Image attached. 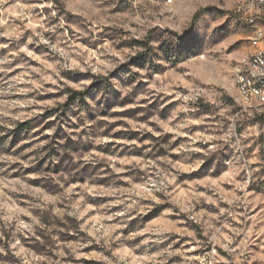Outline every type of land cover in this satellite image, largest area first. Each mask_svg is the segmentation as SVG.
<instances>
[{"label": "rangeland", "instance_id": "obj_1", "mask_svg": "<svg viewBox=\"0 0 264 264\" xmlns=\"http://www.w3.org/2000/svg\"><path fill=\"white\" fill-rule=\"evenodd\" d=\"M161 3L168 10L156 9L163 15L148 28V40L153 33L176 35L195 14L228 17L216 47L223 45L230 60L205 55L187 28L176 49H165L168 66L152 65L141 80L148 54L135 49L147 42L120 26L129 0H0V264H264V116L241 103L232 83L251 30L231 8L207 0ZM105 10L108 21L98 22ZM91 29L97 31L80 35ZM117 33L132 38L113 43ZM106 57L125 61L110 74L120 72L132 91L123 99L109 95L100 127L89 113L84 128L73 122L71 106L84 105L89 93L57 88L65 79L89 89L103 83ZM82 59L93 70H84ZM58 61L69 65L60 79ZM84 77L96 79L87 84ZM157 79L170 91L149 103L144 97L156 85L147 81ZM66 91L83 96L64 100ZM217 93L232 116L246 117L237 130L249 133L256 171L234 174L215 154L194 166L216 142L212 129L220 118L205 96ZM185 103L196 111H178ZM188 143L201 151H177ZM58 146L82 158H60ZM160 187L171 195L154 190Z\"/></svg>", "mask_w": 264, "mask_h": 264}, {"label": "clouds", "instance_id": "obj_2", "mask_svg": "<svg viewBox=\"0 0 264 264\" xmlns=\"http://www.w3.org/2000/svg\"><path fill=\"white\" fill-rule=\"evenodd\" d=\"M64 2V0H62ZM129 3L132 5L130 8V15L127 17L121 18L125 21L124 24L120 25L125 28L126 31H130L133 36H136L137 39L146 40L147 47H138L135 49V52H146L148 54V64L143 67V70L132 67L133 71H141V75L138 79L145 80L148 76L151 75V66L152 65H163L164 67L168 66V57L166 56L165 49H176L181 44V38L185 35V30L187 28H191V32L188 35L196 41L198 48L204 50V54L208 56H215L217 53H220V57L224 61L230 60V57L223 55L221 49L223 45L216 47L217 44V29L221 24H224V21L228 19V17H224V19H217L214 15H210L208 13H202L199 17L195 19H189L184 25L175 29L176 35L172 33H153L152 38L148 40L147 38V30L152 27L155 23H160L157 19L158 16L163 15V11H167L168 9L163 6L161 0H129ZM207 3H214L218 7H225L234 9L235 12L241 14V18L251 21L256 19L259 16H264V0H207ZM157 8H162L163 11L156 10ZM147 9V11H145ZM144 16V19L141 20L140 17ZM107 10H105V17L103 21L98 22H107ZM129 24L140 25L139 29L133 27L128 28ZM260 35H264V26H259ZM97 31V29L84 30L80 32L81 36H90L92 32ZM132 36H122L120 34H114L113 43H119L122 39H131ZM258 38V37H257ZM92 39H95L93 36ZM163 45V47H161ZM150 49V51H149ZM107 63L104 65V72L107 75V78L104 79L103 83L97 84L94 88H86L84 83L79 82H69V79L64 80V84L58 86L57 90L60 87L71 88L77 91H83L89 93L83 97L85 104L79 105L78 103L72 105V110L74 113V121H82L84 122V128H88L87 118L88 114L91 113L97 117V120L94 121L98 127L99 121L103 119L99 113L103 110L104 105L109 97V95L116 93L119 94V98L123 99L124 96H128L132 91V87L129 86L125 81L121 78V73L116 72L114 75L110 74L112 71L119 68L121 63L125 62L123 59H111L107 58ZM81 63L85 65L84 70H93V67L87 63L86 59H82ZM59 67L56 69L57 78L60 79V72L65 71L69 68V65L62 62H57ZM179 67H183V65H179ZM242 68H246L247 70H251L253 76L258 78H264V69L254 68L251 64H247V62H242L241 65H238L233 68L234 72H240ZM3 70V69H0ZM87 81V84H93L95 79L94 77H84L81 78ZM149 85H156L155 91H152L151 87L147 90L145 99H148V102H152V97H154L158 92L170 91V89L164 87V84L167 82L165 79H157V80H148ZM259 82V81H257ZM74 92L66 91L63 94V99L67 100L70 96H73ZM205 95L202 91H196L195 96ZM215 98H211L205 96V99H211V102L215 105L213 108V113L215 116H218L219 122L215 128L212 129L213 139L216 141L209 148L204 149V156L199 157L195 160V167H199L201 164L205 162L206 157H212L214 154L217 158L224 156L227 158V163L229 167L233 171L234 174H239L241 171H256L251 169V164L257 162L259 157L253 153L249 154L247 149L250 147V144L246 142L248 132H239L237 121H243L246 119L244 116H232L231 109L222 104L219 95L214 94ZM264 97V92L259 94L252 93V96L255 98L256 96ZM195 96L185 97L177 94V98L182 100L192 99L195 100ZM139 107H147V105H138ZM178 111H187V112H195L196 108L189 107L187 103L180 106ZM247 111V109L245 110ZM264 111V109H261ZM140 115H144L141 113ZM251 113H249V116ZM155 119V117H153ZM159 123V121H156ZM192 121H188L191 123ZM130 123V121H129ZM171 123V121H169ZM15 127V125H7L5 127ZM188 124H185L181 127H187ZM136 127V125H133ZM143 127V125H141ZM100 130H103L102 128ZM126 131L128 129H125ZM264 130V129H262ZM3 133H0L2 135ZM179 134V133H178ZM72 139H80L77 136L72 137ZM97 143L101 141H96ZM194 142V141H193ZM61 144L64 142L61 141ZM58 151L60 152V158L65 156L71 158L75 156L76 159L82 158L80 155L73 153L71 148H64L58 146ZM177 151L183 152L185 154H191L194 152H200L201 148L192 147L191 143L185 144L183 149H177ZM60 158H57L56 163H59ZM4 159H7L5 157ZM188 161L191 162V156L187 157ZM65 163H70V160H65ZM155 191H164L166 195H171L167 193L166 188H154ZM243 199V198H241ZM135 204V202H134ZM127 207H131L128 205ZM148 206H141L139 210H143V208ZM68 215H75V213L69 212ZM117 215H122V213H117ZM215 219V218H214ZM218 231V230H217ZM211 239V237H210Z\"/></svg>", "mask_w": 264, "mask_h": 264}, {"label": "bare ground", "instance_id": "obj_3", "mask_svg": "<svg viewBox=\"0 0 264 264\" xmlns=\"http://www.w3.org/2000/svg\"><path fill=\"white\" fill-rule=\"evenodd\" d=\"M172 1V0H169ZM237 21L242 25V27L253 30L254 29V22L242 19L239 16L234 15ZM250 46L249 48L238 58L236 63L234 64L233 68L241 65L244 60H256L258 54V45L252 44V40L249 38ZM247 62V61H246ZM254 68H256V62H249ZM232 68V83L236 92L240 98L241 103L245 106V95L238 93L240 91V84L244 83L247 87L253 88L255 93L264 92V81H255L254 76L250 73V70L243 69L240 72H234ZM257 68L264 69V59H257ZM258 78V77H257ZM233 79L239 81V83L235 82ZM255 103H259V107H264V97L256 96Z\"/></svg>", "mask_w": 264, "mask_h": 264}, {"label": "built area", "instance_id": "obj_4", "mask_svg": "<svg viewBox=\"0 0 264 264\" xmlns=\"http://www.w3.org/2000/svg\"><path fill=\"white\" fill-rule=\"evenodd\" d=\"M169 3V2H168ZM233 15L241 17L240 13L235 12L234 9H232ZM254 22V29L251 31H247L248 38L252 40V44L258 45V54L256 60H247V64L249 62H256V68H257V59H264V35H260V28L259 26H264V16H259L254 20H251ZM258 37V38H257ZM246 69V68H243ZM250 73L251 70H250ZM235 82L239 83L236 79H233ZM255 81H264V78H257L254 76ZM240 84V91L238 93L245 95V107L256 111L258 114H261L264 116V111H261V109H264V107H259V103H255V98L252 96V93H255L253 88L247 87L244 83ZM259 94V93H257Z\"/></svg>", "mask_w": 264, "mask_h": 264}, {"label": "trees", "instance_id": "obj_5", "mask_svg": "<svg viewBox=\"0 0 264 264\" xmlns=\"http://www.w3.org/2000/svg\"><path fill=\"white\" fill-rule=\"evenodd\" d=\"M196 16H197V15L195 14L194 17H193V19H195ZM81 96H83L82 93H80V92H74V95L71 96L70 99H71V100H74V99H76L77 97H81ZM23 126H24V125H23Z\"/></svg>", "mask_w": 264, "mask_h": 264}]
</instances>
